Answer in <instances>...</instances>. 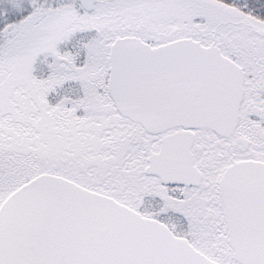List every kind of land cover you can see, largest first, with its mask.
<instances>
[{
  "label": "snow or ice",
  "instance_id": "1",
  "mask_svg": "<svg viewBox=\"0 0 264 264\" xmlns=\"http://www.w3.org/2000/svg\"><path fill=\"white\" fill-rule=\"evenodd\" d=\"M0 264H264V0H0Z\"/></svg>",
  "mask_w": 264,
  "mask_h": 264
}]
</instances>
